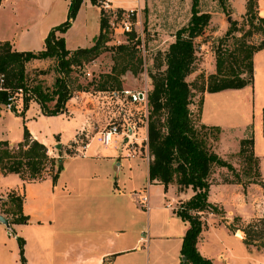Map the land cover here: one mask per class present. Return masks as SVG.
Segmentation results:
<instances>
[{
    "label": "crops",
    "instance_id": "crops-1",
    "mask_svg": "<svg viewBox=\"0 0 264 264\" xmlns=\"http://www.w3.org/2000/svg\"><path fill=\"white\" fill-rule=\"evenodd\" d=\"M109 1L114 7L124 8H143L147 4V0L144 3L142 0ZM126 2L133 5L129 7ZM247 2L231 0L232 20L246 15ZM70 3L71 0H0V42L8 41L18 51L44 50L49 32L68 18ZM257 10L264 18V0H258ZM101 16L99 5L84 0L71 27L62 34L66 47L75 50L93 46L100 34ZM214 17L211 13L212 20ZM253 62L251 84L206 92L201 123L219 126L221 133L216 151L232 154L239 151L240 146L233 152L223 149L227 144L226 132L231 128L220 120L223 113L231 119L244 115L240 129L245 133L238 137L239 143L247 136V128L253 125L254 150L264 161V49L254 53ZM213 94L219 111L211 116L213 113L207 114V100ZM222 98L230 100L229 111L226 107L222 111ZM75 99L72 97L67 111L58 115H45L38 102L32 100L23 116L20 115L23 100L18 99L17 110L11 113L26 118V125L24 121L18 123L13 137L8 132H0V140L17 145L23 140L27 127L32 138L46 145L55 157L60 156L63 164L56 182L50 172L35 180L0 172V196L5 198L9 192L21 195L22 212L28 218L25 223H13L14 228L11 223L9 230V234L13 229L14 236L24 239L25 260L21 264H181L183 237L189 225L174 209L177 202L190 199L194 191L191 188L179 191L175 185L166 190L163 184L151 183L147 160L137 155L127 156V151L122 153L117 145V148L101 147L94 137L85 151L73 145L77 132L82 129L89 132L86 126H91L85 119L84 108L69 104ZM6 109L0 111L7 113ZM57 144H62V148L57 149ZM236 185L212 182L209 201L216 206L231 207L238 192ZM154 186L161 190L157 197L151 190ZM143 191L149 195L147 211L140 203ZM204 232L203 229L197 247L202 255L214 260L216 254L208 249L210 237H205ZM165 245H171L170 252L162 250Z\"/></svg>",
    "mask_w": 264,
    "mask_h": 264
},
{
    "label": "trees",
    "instance_id": "trees-1",
    "mask_svg": "<svg viewBox=\"0 0 264 264\" xmlns=\"http://www.w3.org/2000/svg\"><path fill=\"white\" fill-rule=\"evenodd\" d=\"M99 1L91 0L96 5H99ZM83 2L84 0H71L68 18L49 32L45 39V49L42 51H18L10 42H0V75L4 74L6 80L3 89H0V104L6 103L10 95L22 89V95L18 93L16 96L23 100L24 107L20 112L22 116L32 100L38 102L45 115H58L67 111V102L73 97L75 91L70 80L74 67L82 66L83 63L98 57L103 51V45L107 42L109 34V22L102 11L100 34L95 44L75 50L66 47L65 37L62 34L71 27ZM257 5L258 0H248L245 16L250 21L251 27L264 35V18L258 15ZM191 12L188 24L176 31L175 40L169 45L165 60L166 69L151 74L153 88L148 94L147 117L148 176L151 183L163 184L166 190L170 185H175L179 191L187 188L194 191L190 199L174 209V212L189 225L181 248L182 258L186 257L187 261L182 259L181 264H217L211 258L202 255L197 247L205 225L201 213L219 211L218 206L208 199L214 169L225 167L234 172L235 167L216 151V145L209 142V133L205 131L215 132L213 140L217 144L221 128L205 124L199 127L190 108L195 93L187 77L194 72L195 39L204 33L211 21V13L200 9V0H193ZM236 25V21L231 22L224 38L233 36L238 31ZM130 36L134 38L136 35L132 33ZM238 41L239 43L232 50L218 48L216 73L208 76L202 91L217 92L229 88H242L253 82L254 53L264 49V39L257 45L240 39ZM125 50V45H119L118 52L123 55L120 58L127 62L115 72L116 75L111 76L113 80L108 82L110 77L108 75L103 82H98L95 87L98 91L117 93L123 90L119 75L128 69L134 72L138 70V66L134 67L131 62L132 56H125ZM52 57L57 58L58 70L62 73L56 78L54 85L50 88L42 83L30 84L26 64L35 59ZM117 63H119L118 58ZM118 65L115 66V71ZM76 90L87 91L88 88H82L79 85ZM13 146L9 141L0 140V172L2 174L16 173L26 179L23 175L27 172L30 179H39L44 176L47 164L50 163L52 167L56 166L52 177L53 182L57 181L63 169L62 160L50 156L47 146L32 138L27 127L24 130L23 140L16 145V148ZM239 155L248 165L244 174L249 180L261 176L260 158L254 150L253 135L241 139ZM236 175L237 183H243L240 174ZM261 185L264 188V184ZM16 198L20 201V216L15 218L13 223H25L28 218L22 212V197L16 196ZM241 235V232L237 233V236ZM249 238L252 237L248 236L247 242ZM17 239L23 262L25 260L24 239L20 236Z\"/></svg>",
    "mask_w": 264,
    "mask_h": 264
},
{
    "label": "rangeland",
    "instance_id": "rangeland-1",
    "mask_svg": "<svg viewBox=\"0 0 264 264\" xmlns=\"http://www.w3.org/2000/svg\"><path fill=\"white\" fill-rule=\"evenodd\" d=\"M144 1L142 0V3ZM191 3L192 0H147L146 6L142 8L140 18L143 37L135 36L133 38L130 35H115L109 27L108 40L103 45L102 53L93 60L83 63L82 66L74 67L70 80L75 89L73 97H76V99L70 101L69 104L84 108L85 119L89 123L91 122L90 127L89 125L86 126L91 138H95L97 132L106 128L109 124L117 123L124 127L130 123L135 130L134 144L132 145L135 152L129 151V153L133 156L143 157L148 162L146 119L149 111H146L143 103L131 102L122 90L115 93L98 91L95 87L98 82H103L108 75H110L108 82L113 80L111 76L116 75L115 72L127 62L120 58L123 55L118 52L119 45H125V56H132L131 62L134 67L137 68L138 66V70L134 72V70L128 69L125 73L119 75L123 90H141L147 84L149 90H151L153 88L151 74L166 69L165 60L169 45L175 40L177 29L188 23L191 16ZM126 4L129 7L133 5L132 2H126ZM231 6V0H200V9L214 13L215 19L212 20L211 18L210 24L204 33L195 39L196 62L194 72L187 77L195 93L190 108L199 127L202 125V101H204V96L208 92L202 91V87L206 84L208 76L216 73V51L218 48L232 50L239 43V39L256 45L264 39L261 32L251 27L247 16H243L241 19H233L232 21L237 23L238 31L233 36L224 38L231 25L225 19L227 15L232 14L233 9ZM247 31L249 32L245 34ZM222 39H225V41H222ZM117 58L119 63H117ZM116 65L119 67L115 71ZM58 69L57 58L54 57L35 59L26 64L29 83L32 85L42 83L45 87L50 88L54 85L56 78L62 75ZM79 85L82 88H88V90H76ZM212 96L214 94L210 95L207 100V114L211 112L213 113L211 116H214L219 111V107H216L215 98ZM220 104L223 108L222 111H225V107L229 111L230 100L222 98ZM237 106L242 107V105ZM4 107L6 106L0 104V109ZM15 109L17 110V107ZM6 110H8L7 113L0 111V132H8L13 137L15 136L16 125L22 123V121L26 125V118H21L20 115L16 117L15 114L11 113V109ZM243 116L231 119V116L227 113L225 116L224 113L222 114L220 121L232 129H228L226 132L227 144L223 146L226 152H233L240 146L238 137L245 133L240 129V125L244 123ZM262 116V132L264 134V111ZM205 131L209 133V142L217 146L213 140L215 132ZM254 133V126L251 125L247 128V136H245L253 135L255 137L256 134ZM261 139L258 134V140ZM113 146L117 148L115 144ZM13 147L16 148V145ZM53 149L55 150V148ZM125 151L123 150L122 153ZM74 152L78 153L76 150ZM223 153L220 155L234 165L235 171H230L225 167H216L212 175V182L237 184L234 187L238 188V192L235 195V201L231 207H227L228 209L223 205H218V212L207 211L201 214L205 224V237H210L208 249L216 254L214 260L217 264H264V188L261 185L264 184V172L262 171V168L264 170V161L261 159L259 161L261 176L249 180L244 174V170L248 165L243 157L239 155V151L232 154ZM49 154L56 159H60V156L55 157L51 153ZM55 170L56 166L52 167L48 163L44 175L49 172L53 173ZM237 173L240 174L243 183H237ZM23 176L26 180H35L30 179L27 172ZM125 176L127 177V174ZM151 190L156 197L161 192L159 187L155 186ZM234 193L235 190L232 191L233 195ZM16 196L21 197L16 192H9L0 203V210L12 221V228H14L15 218L20 216V201ZM182 202L184 201L177 202L176 208ZM239 232L242 233V237L237 236ZM13 233L12 229V233L9 234L8 227L0 222V264H21L19 242ZM248 236L252 237L249 238V242L246 240ZM170 247L171 245H165L162 250L170 252ZM204 251L208 253L206 248H204Z\"/></svg>",
    "mask_w": 264,
    "mask_h": 264
},
{
    "label": "built area",
    "instance_id": "built-area-1",
    "mask_svg": "<svg viewBox=\"0 0 264 264\" xmlns=\"http://www.w3.org/2000/svg\"><path fill=\"white\" fill-rule=\"evenodd\" d=\"M99 6L102 11H104V15L108 19L109 27L111 31L115 35H126L134 33L136 37H143V29L140 28V18L142 8H124V7H114L112 2L109 0H100ZM6 83L5 75H0V89H3L4 84ZM148 84L143 87L141 90H130L125 89L122 92L129 98L131 102L134 103H143L146 107V111H148V94H149ZM22 89L15 94H12L8 97L7 102L3 105L6 106L7 109H15L16 102L18 98H16L19 93L22 95ZM147 120V119H146ZM135 130L134 127L131 126L130 123L126 124L124 127L120 126L117 123L109 124L106 128L97 132L95 138L101 147H109L112 145H117L118 148L123 151L126 150L127 156H132L129 151H134L135 148L132 147L134 144ZM127 139V141H125ZM91 137L89 132L85 129L79 130L73 139V145L81 148V151H85L90 145ZM140 203L144 210L150 209V201L149 195L146 191L141 192Z\"/></svg>",
    "mask_w": 264,
    "mask_h": 264
},
{
    "label": "water",
    "instance_id": "water-1",
    "mask_svg": "<svg viewBox=\"0 0 264 264\" xmlns=\"http://www.w3.org/2000/svg\"><path fill=\"white\" fill-rule=\"evenodd\" d=\"M228 22H229L230 24H231V22H232V16H231V15L228 17ZM125 141H127V139H126ZM56 148H57V149H61V148H62V144H57V145H56ZM3 199H4V198H3L2 196H0V203L3 201ZM0 222H2L3 224H5V225L8 227V229L11 230V220H10V218L6 217V216L1 212V210H0ZM182 259H183V261H187V258H186V257H183Z\"/></svg>",
    "mask_w": 264,
    "mask_h": 264
}]
</instances>
